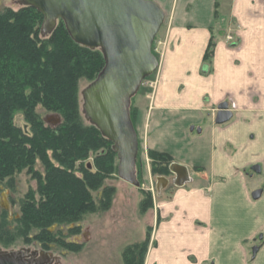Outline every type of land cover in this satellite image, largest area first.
<instances>
[{
    "label": "crops",
    "instance_id": "1",
    "mask_svg": "<svg viewBox=\"0 0 264 264\" xmlns=\"http://www.w3.org/2000/svg\"><path fill=\"white\" fill-rule=\"evenodd\" d=\"M152 1L172 31L133 125L142 160L167 154L190 180L155 199L144 264H264V0ZM221 103L230 117L217 122Z\"/></svg>",
    "mask_w": 264,
    "mask_h": 264
},
{
    "label": "trees",
    "instance_id": "2",
    "mask_svg": "<svg viewBox=\"0 0 264 264\" xmlns=\"http://www.w3.org/2000/svg\"><path fill=\"white\" fill-rule=\"evenodd\" d=\"M42 23L43 15L31 6L0 10V183L11 186L13 176L21 170L36 181V188H30L20 200L15 235L3 222L0 241L8 244L19 236L45 248L55 243L78 252L81 244L49 229L75 224L112 205L116 190L105 181L117 173L116 153L112 143L82 115L78 94L79 81H92L103 68L104 58L99 49L75 42L61 19L46 35L41 32ZM213 29L203 55L208 64L217 40ZM37 106L58 114L60 122L47 124ZM16 110H22L27 132L15 124ZM131 120L133 123V115ZM90 156L88 167L85 160ZM149 158L152 174H168L165 164L161 168L155 164L158 158L170 164L169 155L150 151ZM37 161L42 172L35 168ZM145 204L143 198L142 212ZM78 231L77 225L68 229L72 235ZM149 238L150 232L126 245L121 252L123 264H144Z\"/></svg>",
    "mask_w": 264,
    "mask_h": 264
},
{
    "label": "water",
    "instance_id": "3",
    "mask_svg": "<svg viewBox=\"0 0 264 264\" xmlns=\"http://www.w3.org/2000/svg\"><path fill=\"white\" fill-rule=\"evenodd\" d=\"M17 1L43 15V35L50 33L61 19L75 42L101 51L104 66L81 91V113L112 143L117 158V175L139 186L135 172L138 139L129 104L142 81L158 67V59L151 47L164 21V12L152 0ZM50 117L55 123L60 122L58 114ZM229 117L225 105H218L216 121L223 122ZM177 165L171 163L169 166L175 178L178 176ZM181 167L185 168V174L179 182L174 179L177 185H182L188 178L186 167ZM168 183L165 176H157V192L160 193ZM259 192H254L253 197ZM4 208L11 211L9 206ZM17 254L0 249V264H23Z\"/></svg>",
    "mask_w": 264,
    "mask_h": 264
},
{
    "label": "rangeland",
    "instance_id": "4",
    "mask_svg": "<svg viewBox=\"0 0 264 264\" xmlns=\"http://www.w3.org/2000/svg\"><path fill=\"white\" fill-rule=\"evenodd\" d=\"M19 6L17 0H0V10L8 7L16 10ZM227 9V6H224V10L220 8V11L227 14ZM161 10L164 12V21L155 35L151 47L153 54L158 59V63L165 50L166 39H169L172 31L173 16L172 10L166 12L162 8ZM225 31V23H223V26L217 23L212 31L213 39L222 37ZM227 38L229 39V36H227ZM155 71L142 81L138 91L130 99V117L131 115L134 116L136 109L135 103L139 95L146 94L147 96L149 92L154 90L153 86H155V82H153V86H151L150 81H155ZM89 82L90 81L86 79H81L78 83L80 105L82 103L81 91ZM36 110L47 124L51 126L56 124L55 120L50 117L51 115H54L53 113L46 112L40 106H37ZM46 118H48V120H46ZM14 122L25 132L28 131V124L23 118L22 110H16L14 112ZM139 149L138 141L135 172L139 186L124 181L115 172L112 177L105 181L106 184L113 185L116 190L113 196L112 205L107 211L87 214L82 220L72 224L73 226L55 225L49 229L51 232L61 231L65 240L81 244V249L78 252L64 250L55 243H51L45 248L36 241L25 242L24 239L19 236H16L13 241L8 244L0 241V249L5 252L24 253V255H26L25 257L43 256L46 260L44 264H123L121 258L123 248L128 244L142 240L150 232L149 212L152 209L154 210L155 199L160 197H157L154 182L156 176L161 174L151 173L152 160L151 158L148 160L145 157H143L142 160ZM149 152L150 151L147 152L148 157ZM158 159L155 167L161 168L164 167L163 164H165L168 171V174L165 176L170 179L169 164H167L164 158ZM85 161L87 165L90 164L92 162V156ZM114 164L117 165V158L114 159ZM35 168L39 172L43 171V167L38 161L35 164ZM169 185H172L173 187L175 186L173 183H169ZM30 188H36V181L31 178L25 170H21L13 176L11 186H7L5 181L0 183V193L7 192L9 201H12L13 203L12 218L9 219L5 226L13 236L15 235V232H13V219L16 215H19L20 200ZM143 198L146 200V204L145 211L142 212L140 203ZM2 210L3 208L0 203V213ZM74 225L78 226V233L74 235L69 234L68 229L74 227Z\"/></svg>",
    "mask_w": 264,
    "mask_h": 264
},
{
    "label": "flooded vegetation",
    "instance_id": "5",
    "mask_svg": "<svg viewBox=\"0 0 264 264\" xmlns=\"http://www.w3.org/2000/svg\"><path fill=\"white\" fill-rule=\"evenodd\" d=\"M177 178H175L176 180ZM8 193H0V203L1 206L3 208L2 212L0 213V225L5 222V224L7 225V222L9 221L10 218H12V208H13V203L12 201L10 202L8 197H7ZM10 207V212L8 211V209L4 208V207ZM18 217V215H16L14 217V219H16ZM13 219V222H14ZM5 225V226H6ZM24 255V253L17 254V259L19 260V262L23 263V264H44V262L46 261L43 256H38V257H34V256H27Z\"/></svg>",
    "mask_w": 264,
    "mask_h": 264
},
{
    "label": "bare ground",
    "instance_id": "6",
    "mask_svg": "<svg viewBox=\"0 0 264 264\" xmlns=\"http://www.w3.org/2000/svg\"><path fill=\"white\" fill-rule=\"evenodd\" d=\"M176 170H177L178 176L176 177L177 179L175 181L179 182L181 181L180 178L182 177V175L185 174V168H182L181 165L180 166L177 165Z\"/></svg>",
    "mask_w": 264,
    "mask_h": 264
},
{
    "label": "built area",
    "instance_id": "7",
    "mask_svg": "<svg viewBox=\"0 0 264 264\" xmlns=\"http://www.w3.org/2000/svg\"><path fill=\"white\" fill-rule=\"evenodd\" d=\"M231 38H232V37L229 35V39H231ZM153 82H155V81H153V80L150 81V85H151V86H153V85H152ZM153 87H154V86H153ZM169 170H170V169H169ZM170 172H171V171H170ZM171 173H172V172H171ZM156 177H157V176H156ZM172 178H174V177H172ZM189 180H190V177H189V175H188L187 181H184L182 185H184L185 183H187ZM154 185H155V190H156V194H157V197H158V196H159V193L157 192V189H156V178H155Z\"/></svg>",
    "mask_w": 264,
    "mask_h": 264
}]
</instances>
